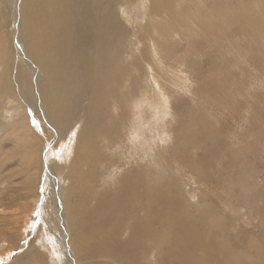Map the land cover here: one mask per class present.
I'll return each mask as SVG.
<instances>
[{
	"label": "bare ground",
	"instance_id": "bare-ground-1",
	"mask_svg": "<svg viewBox=\"0 0 264 264\" xmlns=\"http://www.w3.org/2000/svg\"><path fill=\"white\" fill-rule=\"evenodd\" d=\"M4 1L8 11L10 8L13 12L15 45H19L20 51L12 47L0 64V111L7 121L3 129L11 135L17 134L15 138L21 136L37 141L42 149L54 144L53 147L62 150L67 141L73 137L75 142L77 136L76 146L67 150L70 159L64 165L58 158L53 159V155L50 162L54 163L49 165L48 160H44L45 153L42 154L36 144L30 146L33 159L36 153L40 158L39 176L41 172L47 180V175H51L50 179L59 177L54 178L52 191L47 193L46 213L42 197L38 200L36 193V198L26 197L23 201L25 210L28 206L30 212L35 209L32 215L19 216L28 217L22 224L14 219L10 201L0 200V264L10 263L26 250H29L27 255L31 262L38 264H48L51 259L57 264H73L74 255L85 257L91 262L88 264H248L243 255L250 257L259 250L264 254L258 235L248 254L237 251L233 247L235 240L231 233L225 232L222 219L210 212L207 216L193 212L180 186L175 190L172 183L168 188L154 190L158 168H148L139 162L142 149L135 146L134 141L145 137L141 128L146 121L143 122L145 118L141 119L139 114L144 109L145 94L148 93L149 106L155 105L166 117L173 107L170 108L167 100V97L170 100V93L166 92L167 97H164L165 90L160 81L164 78L161 74H164L163 66L173 79L178 75L183 83L186 82L184 78L189 79L184 69L177 72L163 61H169L170 55L175 54L168 50L164 41L165 21L152 25V29L132 26L122 11L124 0ZM172 1L156 0L159 8L165 11L173 10L177 5ZM213 24H209L210 29ZM155 35L157 39H154ZM153 40L154 49L150 52L146 46L151 47ZM160 54L163 55L161 61L157 58ZM146 60L154 64L151 73ZM149 75L150 78L153 76V90L157 96L150 94L152 80ZM131 86L137 90L132 91ZM5 94L9 96L6 98ZM131 105L136 109L135 117L129 108ZM112 112L115 113L112 115L114 121L119 116L120 125L108 124V115ZM32 115L43 125V134L31 126ZM74 121L81 126L73 127L74 131L69 132ZM132 137L135 147L127 143ZM105 139H108L106 147ZM116 139L120 160L123 163L129 161L128 155L129 159L136 160L134 165L125 167L124 179L120 178L124 184L115 193L110 189L116 183L110 173L117 164L111 160V154L105 155V152L110 153L109 146ZM101 157L103 161L99 162ZM153 172L155 175L151 176ZM87 173L92 174L93 180L86 176ZM179 174L182 178V173ZM191 183L183 181L181 186L186 190L194 187ZM205 191L220 194L212 188ZM217 198L228 206L222 196ZM197 203L195 206L199 205ZM8 213L13 215V220L8 218ZM54 216L59 218L56 226L51 225ZM154 219L159 224L151 229L155 225ZM92 228L97 229L95 234ZM90 240L94 244L86 246ZM49 246L54 249L40 255L42 248Z\"/></svg>",
	"mask_w": 264,
	"mask_h": 264
},
{
	"label": "rangeland",
	"instance_id": "rangeland-1",
	"mask_svg": "<svg viewBox=\"0 0 264 264\" xmlns=\"http://www.w3.org/2000/svg\"><path fill=\"white\" fill-rule=\"evenodd\" d=\"M6 1L10 3V0ZM4 2V0H0V3L3 4V6L0 4V22H3V24L0 23L2 46H0V64L8 51L11 52L12 47L20 51L19 45L17 43L15 45L13 12L10 8L8 11ZM173 3L177 5L173 10L168 11L160 9L156 0L149 2L124 0L122 5V11L127 15L132 26L143 25L146 29L149 27L152 29V25L165 21L164 41L168 50L174 51L175 54L170 55L169 61H163L168 64L167 66L176 69L177 72L184 69L183 71L187 72L189 77L188 80L183 79L186 80L185 83L180 75L174 76L173 79L165 71L167 68L163 66L164 74L163 72L161 74L164 78L160 81L165 90L164 97H167L166 92L168 95L170 93V100L168 97L167 100L170 108L173 107L171 109L173 112L170 110L166 117L159 113L155 105L149 106V99H146L148 93L145 94L146 105L144 104V109L139 111L141 119L145 118L143 122L146 121L141 128V133L145 137H142V140L135 138L136 141H134L135 146L142 149L140 156L142 158L139 159V162L148 168H158L159 175L153 187L154 190L168 188L172 183L175 190L180 186L183 197L188 203H191L192 211L194 210L193 212L196 214L210 212L215 217L222 219L225 224V232L231 233V237L235 240L236 245L233 244V247L237 251L248 254L251 243L253 244L257 239L256 235L261 237V240L258 239L263 244L260 249L264 247V0H173ZM211 23H215L213 29L209 28ZM154 39H157V35L154 36ZM153 42L154 40L151 47L146 46L150 52L151 49L152 51L154 49ZM155 51L157 50L155 49ZM162 57L163 55L160 54L157 58L161 61ZM174 58L177 60L175 61ZM145 62L151 73V65L154 64L148 60ZM156 69L161 71L158 67ZM151 78L153 79L152 75ZM151 78L150 80H152ZM150 85L152 87L150 94L155 96L153 80L150 81ZM131 90L136 91L137 89L131 86ZM4 96L7 98L9 95L5 94ZM12 96L15 95L12 94ZM129 108L135 117V107L133 108L131 105ZM112 115L115 113L112 112L108 115V124L120 125L119 116L117 115L114 121ZM30 119L33 129L41 134L43 125L41 126V123L36 121L34 115ZM5 123L7 121L3 119L2 111H0V200L5 198L10 201V210L15 213L14 219L22 224L28 217L19 216L27 215V213L32 215V211L35 209L31 210L32 213L29 206L28 210H25L27 207L23 201L26 197L34 198L35 193L36 197L39 196L38 200L42 197L46 213L47 193L52 191L54 178L59 177V175L52 176L50 179L51 175H47V180L41 172L39 176L40 158L36 153L33 159L34 154L31 153L30 146L36 144L38 149L43 151L42 154L45 153L44 160H48L49 165L54 163V161L50 162L51 155H53V159L58 158L61 165H64L70 159L67 150L76 146L77 134L75 142L72 137L62 150L59 147H53L54 144L42 149L35 140H27L21 136L15 138L17 136L15 133V135L12 134L14 136L12 138L11 133L3 129L6 128ZM135 124L136 122H134ZM77 126H81L78 121L72 122L69 132L74 131L73 127ZM140 140L141 142H139ZM107 141L108 139L104 140L105 147ZM116 143H119L118 139L112 140V145L109 146L110 153L105 152V155L111 154V160L117 164L110 173L114 178L113 181L116 182L112 188L109 187L114 189L113 192H118L124 184L122 172L125 167L134 165L136 160L129 159L128 155L130 162L123 163L119 158L120 146ZM127 143L133 144V137L131 140L127 139ZM154 143H156L155 148ZM101 147H98V150L102 151ZM159 147L161 150L163 149V153ZM130 150L132 149L130 148ZM208 150L209 152H207ZM164 152L168 154L167 157ZM158 155L162 157L159 158ZM131 157L134 158L132 155ZM26 161L27 164H25ZM98 161H103V157ZM179 172L182 173V178ZM154 175V172L151 173V176ZM86 176L93 180L91 173H87ZM102 179H106V177ZM183 181L186 184L192 182L194 187L184 190L181 186ZM104 184L102 185L105 186ZM206 188H212L220 194H207ZM104 189L105 187H102V190ZM260 189L262 190L260 191ZM260 193L262 194L260 195ZM219 196L226 199L228 206L218 200ZM196 203L199 205L195 206ZM206 216L204 215V218ZM3 218L7 217L3 215ZM8 218L13 220V215L8 213ZM154 220L155 225L151 229L156 228V225L159 224L157 219ZM58 221L59 218L54 216L51 218V225L56 226ZM92 231L95 234L97 229L92 228ZM85 244L91 246L94 241L90 240ZM53 249L52 246L42 248L40 255L48 254ZM145 252L147 254L146 250ZM27 253L29 250L17 256L10 263L4 264H38L31 262ZM253 255L250 257L243 255V257L248 260L246 261L248 264H264V261H261L264 260L262 250ZM72 257L73 264L75 261L76 264L91 263L84 259L85 257L79 258L75 255ZM48 264L57 263L51 259Z\"/></svg>",
	"mask_w": 264,
	"mask_h": 264
}]
</instances>
